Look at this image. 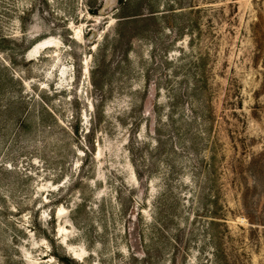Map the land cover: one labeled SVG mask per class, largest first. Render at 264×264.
Masks as SVG:
<instances>
[{"label":"rangeland","instance_id":"obj_1","mask_svg":"<svg viewBox=\"0 0 264 264\" xmlns=\"http://www.w3.org/2000/svg\"><path fill=\"white\" fill-rule=\"evenodd\" d=\"M0 264H264V0H0Z\"/></svg>","mask_w":264,"mask_h":264}]
</instances>
